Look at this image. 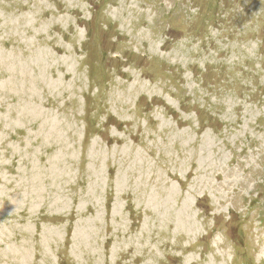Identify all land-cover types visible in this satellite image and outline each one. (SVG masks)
<instances>
[{
  "label": "rangeland",
  "instance_id": "1",
  "mask_svg": "<svg viewBox=\"0 0 264 264\" xmlns=\"http://www.w3.org/2000/svg\"><path fill=\"white\" fill-rule=\"evenodd\" d=\"M0 264H264V0H0Z\"/></svg>",
  "mask_w": 264,
  "mask_h": 264
}]
</instances>
